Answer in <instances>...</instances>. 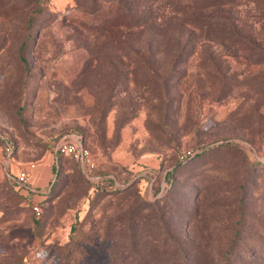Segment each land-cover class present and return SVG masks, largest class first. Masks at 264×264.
<instances>
[{
  "label": "rangeland",
  "instance_id": "374dc122",
  "mask_svg": "<svg viewBox=\"0 0 264 264\" xmlns=\"http://www.w3.org/2000/svg\"><path fill=\"white\" fill-rule=\"evenodd\" d=\"M166 1L0 0V264H264V0ZM65 135L134 186L95 192Z\"/></svg>",
  "mask_w": 264,
  "mask_h": 264
},
{
  "label": "built area",
  "instance_id": "2783aa9c",
  "mask_svg": "<svg viewBox=\"0 0 264 264\" xmlns=\"http://www.w3.org/2000/svg\"><path fill=\"white\" fill-rule=\"evenodd\" d=\"M49 148L53 153L55 159L59 155H66L71 157L75 162H77L82 170L84 177L93 183H98L100 177L95 175V170L97 168V161L91 150L85 146L84 140L81 136H65L60 140L53 141L49 144ZM200 150H187L180 154L179 161L181 163H186L193 159ZM36 169L35 164H30L19 170L16 177L13 178L14 183L18 190L23 192L27 203L32 207V210L36 215L41 214V208L36 202V196L38 192L32 187V172ZM116 187L119 189L125 186L117 182ZM165 190V187H161V193ZM150 199H154L153 193H150ZM160 195L157 196V198Z\"/></svg>",
  "mask_w": 264,
  "mask_h": 264
},
{
  "label": "trees",
  "instance_id": "16d2710c",
  "mask_svg": "<svg viewBox=\"0 0 264 264\" xmlns=\"http://www.w3.org/2000/svg\"><path fill=\"white\" fill-rule=\"evenodd\" d=\"M176 3H179L180 6H182V9H185L187 7V3H182V0H167L165 2V5L169 4L171 9H170V12L172 13H175L176 15H180L181 12L177 9L176 7ZM168 5V6H169ZM132 17H130V15L127 16L126 18V21L123 23V27H127V28H130L132 25L134 26L133 24V21H132ZM65 136H69V135H65ZM63 136V137H65ZM62 137V138H63ZM61 139V138H60ZM58 139V140H60ZM84 140V139H83ZM57 141V140H56ZM187 151V150H185ZM183 151V152H185ZM182 152V153H183ZM180 153V154H182ZM180 154L178 155V163L179 165H183L185 163H181L179 161V156ZM66 155H59L57 156V159L56 161H59L61 158L65 157ZM69 157V156H68ZM192 160V159H191ZM190 160V161H191ZM188 161V162H190ZM77 163V162H76ZM187 163V162H186ZM78 164V163H77ZM78 168H79V171L80 173H82V170L78 164ZM175 169V168H174ZM174 169L170 170L167 174H166V178H165V181L167 183V188L161 193V187H157L154 191H153V195H155V200H160L162 199V197H164L170 190L171 186L173 185V177H174ZM83 174V173H82ZM95 175L99 176L100 177V181L98 183H93V182H90L88 181L87 179V182L89 183V185L91 186V188L95 191V192H101V193H112V192H119V191H125L127 189H130L132 188V186H134L133 184H130L129 186H126L122 189H119L116 187V183L118 182L116 177L112 174H108V173H100L98 171V165H97V168L95 170ZM84 176V175H83ZM139 180L140 181H143L144 183H146V188H148V186L151 184V183H154V180H152L151 176L149 175H145V176H142V177H139ZM138 180V181H139ZM139 195L145 200V201H154V200H151L149 195H147L146 193L144 194L143 191L141 192L139 190ZM160 195V197L157 198V196ZM25 198V197H24ZM26 200V199H25ZM29 204V203H27Z\"/></svg>",
  "mask_w": 264,
  "mask_h": 264
},
{
  "label": "crops",
  "instance_id": "0c3cea01",
  "mask_svg": "<svg viewBox=\"0 0 264 264\" xmlns=\"http://www.w3.org/2000/svg\"><path fill=\"white\" fill-rule=\"evenodd\" d=\"M35 170H36V169H35ZM35 170H34V171H35ZM34 171H33V173H32V187L35 188L36 191L38 192V195L36 196V200H37V198L39 199V198L43 195V192H42L41 188H40L38 185H36L35 181L33 180ZM35 185H36L38 188H37ZM21 192H22V191H21ZM36 202H40V201L37 200Z\"/></svg>",
  "mask_w": 264,
  "mask_h": 264
}]
</instances>
